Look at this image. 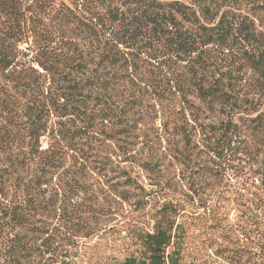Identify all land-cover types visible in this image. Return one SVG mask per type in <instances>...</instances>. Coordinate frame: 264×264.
I'll list each match as a JSON object with an SVG mask.
<instances>
[{
    "label": "trees",
    "instance_id": "trees-1",
    "mask_svg": "<svg viewBox=\"0 0 264 264\" xmlns=\"http://www.w3.org/2000/svg\"><path fill=\"white\" fill-rule=\"evenodd\" d=\"M199 133L217 155L264 146V0H0V264H74L101 193L128 202L134 169L154 173L139 140ZM181 212L113 264H184Z\"/></svg>",
    "mask_w": 264,
    "mask_h": 264
},
{
    "label": "rangeland",
    "instance_id": "rangeland-1",
    "mask_svg": "<svg viewBox=\"0 0 264 264\" xmlns=\"http://www.w3.org/2000/svg\"><path fill=\"white\" fill-rule=\"evenodd\" d=\"M161 123L159 115L143 130H161ZM139 142L146 155L153 152L156 166L154 173L134 169L137 194L144 200L141 207L135 206L136 196L127 202L105 190L101 197L107 205L112 203L94 223L96 233L79 239L67 260L113 264L137 254L140 236L151 229L157 210L173 202L190 225L184 264H264L263 145L249 137L247 143L237 142L229 152L217 155L204 146L200 133L186 150L182 144L168 145L164 138L152 151L151 144ZM242 146L251 153H236ZM116 181L103 180L106 187Z\"/></svg>",
    "mask_w": 264,
    "mask_h": 264
}]
</instances>
